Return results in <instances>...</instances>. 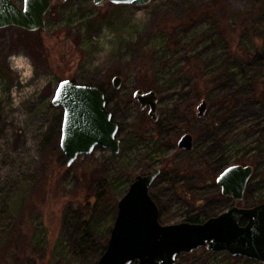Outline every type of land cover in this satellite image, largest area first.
<instances>
[{"label": "rangeland", "instance_id": "obj_1", "mask_svg": "<svg viewBox=\"0 0 264 264\" xmlns=\"http://www.w3.org/2000/svg\"><path fill=\"white\" fill-rule=\"evenodd\" d=\"M66 79L104 87L120 153L100 146L67 165L52 103ZM138 89L156 92L158 122ZM185 133L192 151L178 146ZM238 164L254 168L241 202L205 178ZM157 168L165 225L264 202V0H52L45 30L0 29V264H97L120 199ZM177 264L262 263L203 247Z\"/></svg>", "mask_w": 264, "mask_h": 264}, {"label": "water", "instance_id": "obj_2", "mask_svg": "<svg viewBox=\"0 0 264 264\" xmlns=\"http://www.w3.org/2000/svg\"><path fill=\"white\" fill-rule=\"evenodd\" d=\"M65 3L68 0H60ZM113 4L144 6L152 0H108ZM103 7L106 0H93ZM51 0H25L19 6L14 0H0V29L20 28L28 32L45 30ZM113 85L119 89L122 78L115 76ZM134 98L141 109H148L154 122L160 120L159 98L154 90H136ZM52 103L64 109L60 146L72 166L80 156L91 155L98 147L114 154L121 151L119 124L114 121L105 92L95 85H83L66 79L59 83ZM208 102L198 106L204 117ZM181 150L194 149V137L185 133L179 140ZM251 165H232L220 173L217 184L224 196L235 202L244 200L253 175ZM157 168L147 175H137L128 192L118 203V214L106 250L97 264H177L180 254H191L206 247L214 253L227 252L264 264V202L253 207L233 205L203 222L183 221L162 224L160 208L150 193L161 175Z\"/></svg>", "mask_w": 264, "mask_h": 264}, {"label": "trees", "instance_id": "obj_3", "mask_svg": "<svg viewBox=\"0 0 264 264\" xmlns=\"http://www.w3.org/2000/svg\"><path fill=\"white\" fill-rule=\"evenodd\" d=\"M95 86H98L103 92H105L104 91V87L103 86H101V85H95ZM107 102H108V100H107ZM63 122V121H62ZM226 169V168H225ZM224 169V167H222L221 168V171H220V173L222 172V171H224L225 170ZM162 174V173H161ZM220 175V174H219ZM206 179H207V182H210V183H215V180H216V182H217V179H216V175H212V176H210V175H207L206 177H205ZM248 187V186H247ZM247 191V190H246ZM223 195V194H222ZM224 196V195H223ZM223 196H221V197H223ZM224 197H226L225 199H228V200H230L231 199V197H228V196H224ZM223 197V198H224ZM153 198H154V200H155V197L153 196ZM232 200V199H231ZM159 206V205H158ZM160 208V207H159ZM160 213H161V211H160ZM216 216V215H215ZM187 221H190V222H195V223H200V222H203V221H205V220H201V219H199V216H195V217H189L188 218V220ZM85 231L87 230V229H84ZM106 250V249H105ZM104 250V251H105ZM104 251H103V253H104ZM102 253V254H103Z\"/></svg>", "mask_w": 264, "mask_h": 264}, {"label": "flooded vegetation", "instance_id": "obj_4", "mask_svg": "<svg viewBox=\"0 0 264 264\" xmlns=\"http://www.w3.org/2000/svg\"><path fill=\"white\" fill-rule=\"evenodd\" d=\"M15 1V0H14ZM16 2V1H15ZM24 2H25V0H24ZM24 2H23V4H24ZM51 2H52V0H51ZM17 3V2H16ZM19 5V4H18ZM20 6V5H19ZM23 6V5H22ZM21 6V7H22ZM51 7H52V5H51ZM51 9V8H50ZM50 11V10H49ZM49 11H48V13H49ZM48 13H47V15H46V20H47V16H48ZM159 105V104H158ZM161 117V116H160Z\"/></svg>", "mask_w": 264, "mask_h": 264}]
</instances>
